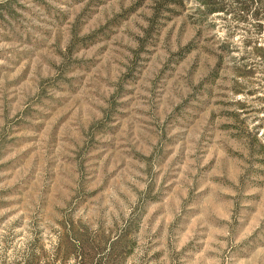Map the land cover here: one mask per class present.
Segmentation results:
<instances>
[{"label": "rangeland", "instance_id": "rangeland-1", "mask_svg": "<svg viewBox=\"0 0 264 264\" xmlns=\"http://www.w3.org/2000/svg\"><path fill=\"white\" fill-rule=\"evenodd\" d=\"M208 1L0 0V264H264V0Z\"/></svg>", "mask_w": 264, "mask_h": 264}, {"label": "trees", "instance_id": "trees-1", "mask_svg": "<svg viewBox=\"0 0 264 264\" xmlns=\"http://www.w3.org/2000/svg\"><path fill=\"white\" fill-rule=\"evenodd\" d=\"M205 11L215 12L222 9L221 4L215 6L208 0H200ZM240 7L242 9H248L252 3L255 4L254 15H258L262 7V0H240ZM260 26V22L258 25ZM253 52L259 55L260 59L264 58V45L256 44L253 47ZM251 68H249L250 70ZM237 84L239 82H236ZM239 91L241 88H238ZM246 96L239 97L235 104L244 107L247 105ZM262 123L259 127L264 125V118H260ZM255 127L254 137L259 140V147L263 149L264 141L261 138L263 132H260V128ZM125 232H120L115 239L108 240L102 233L97 231L91 237H87L85 234H81L76 241H70L66 237H63L54 246V253L51 258L45 260L43 264H122L125 256L131 250L132 244L125 237ZM33 264V263H30Z\"/></svg>", "mask_w": 264, "mask_h": 264}]
</instances>
